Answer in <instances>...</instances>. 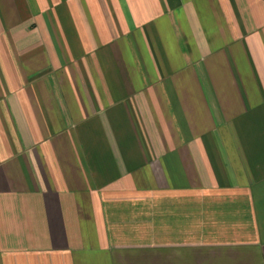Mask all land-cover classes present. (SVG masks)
I'll return each mask as SVG.
<instances>
[{
    "label": "crops",
    "instance_id": "1",
    "mask_svg": "<svg viewBox=\"0 0 264 264\" xmlns=\"http://www.w3.org/2000/svg\"><path fill=\"white\" fill-rule=\"evenodd\" d=\"M0 264H264V0H0Z\"/></svg>",
    "mask_w": 264,
    "mask_h": 264
}]
</instances>
